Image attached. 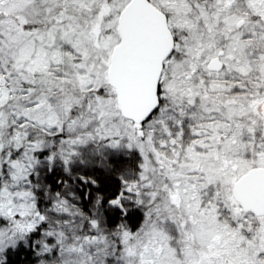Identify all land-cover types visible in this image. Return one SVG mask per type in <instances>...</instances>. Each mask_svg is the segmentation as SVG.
I'll return each mask as SVG.
<instances>
[{
	"label": "snow or ice",
	"instance_id": "1",
	"mask_svg": "<svg viewBox=\"0 0 264 264\" xmlns=\"http://www.w3.org/2000/svg\"><path fill=\"white\" fill-rule=\"evenodd\" d=\"M0 264H264V0H0Z\"/></svg>",
	"mask_w": 264,
	"mask_h": 264
}]
</instances>
